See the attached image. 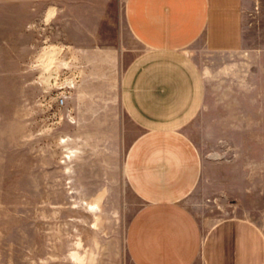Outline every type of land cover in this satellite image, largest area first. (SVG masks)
Listing matches in <instances>:
<instances>
[{
  "label": "rangeland",
  "instance_id": "1",
  "mask_svg": "<svg viewBox=\"0 0 264 264\" xmlns=\"http://www.w3.org/2000/svg\"><path fill=\"white\" fill-rule=\"evenodd\" d=\"M126 2L0 0V264H135L140 128L121 87L145 48ZM244 17L240 51L187 49L208 90L185 128L203 164L185 203L204 223L264 226V0H244Z\"/></svg>",
  "mask_w": 264,
  "mask_h": 264
},
{
  "label": "crops",
  "instance_id": "2",
  "mask_svg": "<svg viewBox=\"0 0 264 264\" xmlns=\"http://www.w3.org/2000/svg\"><path fill=\"white\" fill-rule=\"evenodd\" d=\"M126 19L145 50L129 65L123 105L140 128L128 178L143 206L127 231L135 264H264V226L244 218L202 222L185 198L203 164L185 128L202 109L204 71L187 49L245 46L244 0H127Z\"/></svg>",
  "mask_w": 264,
  "mask_h": 264
},
{
  "label": "bare ground",
  "instance_id": "3",
  "mask_svg": "<svg viewBox=\"0 0 264 264\" xmlns=\"http://www.w3.org/2000/svg\"><path fill=\"white\" fill-rule=\"evenodd\" d=\"M49 77H51L50 75L47 77V78H45L46 80H50V78Z\"/></svg>",
  "mask_w": 264,
  "mask_h": 264
}]
</instances>
